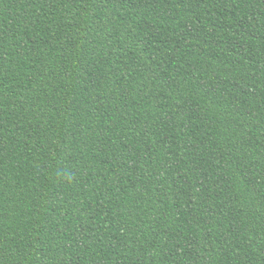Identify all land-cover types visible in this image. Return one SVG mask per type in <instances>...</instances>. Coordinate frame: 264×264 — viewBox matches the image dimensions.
Instances as JSON below:
<instances>
[{
	"label": "trees",
	"instance_id": "trees-1",
	"mask_svg": "<svg viewBox=\"0 0 264 264\" xmlns=\"http://www.w3.org/2000/svg\"><path fill=\"white\" fill-rule=\"evenodd\" d=\"M0 264H264V0H0Z\"/></svg>",
	"mask_w": 264,
	"mask_h": 264
}]
</instances>
